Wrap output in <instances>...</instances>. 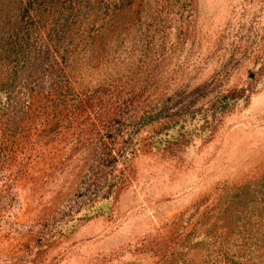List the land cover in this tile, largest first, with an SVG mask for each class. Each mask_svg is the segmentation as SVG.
<instances>
[{"label":"rangeland","instance_id":"obj_1","mask_svg":"<svg viewBox=\"0 0 264 264\" xmlns=\"http://www.w3.org/2000/svg\"><path fill=\"white\" fill-rule=\"evenodd\" d=\"M0 264H264V0H0Z\"/></svg>","mask_w":264,"mask_h":264},{"label":"trees","instance_id":"obj_2","mask_svg":"<svg viewBox=\"0 0 264 264\" xmlns=\"http://www.w3.org/2000/svg\"><path fill=\"white\" fill-rule=\"evenodd\" d=\"M35 60L39 59L37 57ZM183 90H177L168 97L159 100L153 108L140 117V123L148 124L165 120L166 137L159 138L160 144L165 141L196 142L205 136L206 130L223 114V110L231 107L233 93L213 101L211 104L196 105L194 99L186 101ZM175 100V101H174ZM229 101V102H228Z\"/></svg>","mask_w":264,"mask_h":264}]
</instances>
